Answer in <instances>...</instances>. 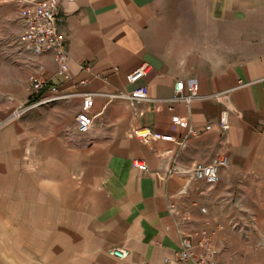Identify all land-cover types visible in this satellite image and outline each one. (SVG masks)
Listing matches in <instances>:
<instances>
[{
  "label": "crops",
  "instance_id": "crops-1",
  "mask_svg": "<svg viewBox=\"0 0 264 264\" xmlns=\"http://www.w3.org/2000/svg\"><path fill=\"white\" fill-rule=\"evenodd\" d=\"M26 1L0 0V264H27L21 252L47 229H69V264H194L179 260L182 216V229H222L214 205L239 199L226 192L235 176H264V0H63L64 74L52 52L19 45ZM144 63L146 75L129 83ZM40 70L49 79L41 97L52 86L63 97L4 122ZM181 80L199 85L190 104L168 100ZM137 84L152 101L105 95ZM83 92L100 94L91 129L79 133ZM147 130V141L135 133ZM217 155L229 157L217 184L170 171Z\"/></svg>",
  "mask_w": 264,
  "mask_h": 264
},
{
  "label": "built area",
  "instance_id": "built-area-1",
  "mask_svg": "<svg viewBox=\"0 0 264 264\" xmlns=\"http://www.w3.org/2000/svg\"><path fill=\"white\" fill-rule=\"evenodd\" d=\"M63 0H27L26 7L23 11V27L18 35L19 45L34 54L44 52H52L58 64L57 72L60 74L66 73L69 55L66 50V35L59 28L60 7ZM73 1V0H70ZM148 64L144 63L137 69L127 75L129 83H137L148 72ZM49 83V79L44 75L42 70L29 76L27 88L29 99L23 105L13 109L8 118L4 121H11L23 116L29 110L49 101L63 97L57 94V87L52 86L53 95L50 97H41L42 91ZM187 89V92L185 91ZM175 92L169 101H179L190 104L194 99L199 97V85L197 82H191L187 87L183 80L177 81L175 84ZM96 92H83L82 104L79 113L76 116V130L79 133L88 132L93 123L95 115L91 113V108L94 103ZM223 93H216L212 96L221 97ZM109 98L126 99L135 102H147L153 99L149 95L148 86L145 84H137L129 91H118L115 93L105 94ZM3 122V123H4ZM221 126L228 128V123L222 119ZM211 124L206 125V130L210 129ZM191 133H196L195 129L190 130ZM136 135L148 140L152 133L147 131H135ZM164 140H173L171 135L159 136ZM229 165V157L227 155L214 156L210 162L201 163L194 162L188 167L173 166L170 171L187 176L190 180L201 181L207 185H214L220 179V172L223 168ZM135 166L142 170L148 171V164L142 160H136ZM205 212L206 208H202ZM190 221V216L184 214L182 222L179 223V260H191L194 264H226L220 258V251L215 245L212 232L208 228L201 229H182L184 223ZM112 255L123 259L128 256L129 251L124 248L113 247L109 251Z\"/></svg>",
  "mask_w": 264,
  "mask_h": 264
},
{
  "label": "rangeland",
  "instance_id": "rangeland-1",
  "mask_svg": "<svg viewBox=\"0 0 264 264\" xmlns=\"http://www.w3.org/2000/svg\"><path fill=\"white\" fill-rule=\"evenodd\" d=\"M0 45L4 53L6 43L1 41ZM235 178V185L227 187L226 192L235 193L239 199L233 203L227 200L219 207L214 205L221 222L218 226L221 225L222 229L209 230L215 240L220 236L221 252L226 254L231 264H264V176L250 178L239 174ZM231 204L234 206L231 207ZM221 205H224V211ZM203 213H209L208 207ZM218 220L213 221L218 223ZM69 232V229H47L42 236L40 234L38 239H34L35 243L39 242L37 247L32 251H22V257L26 258L27 264H69L68 246L67 252L65 249ZM226 233L230 234V238L226 237Z\"/></svg>",
  "mask_w": 264,
  "mask_h": 264
}]
</instances>
